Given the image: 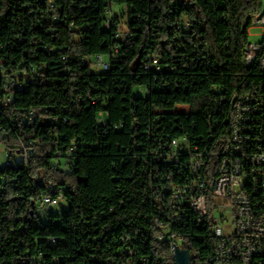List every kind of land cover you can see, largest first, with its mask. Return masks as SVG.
Listing matches in <instances>:
<instances>
[{
	"label": "trees",
	"instance_id": "1",
	"mask_svg": "<svg viewBox=\"0 0 264 264\" xmlns=\"http://www.w3.org/2000/svg\"><path fill=\"white\" fill-rule=\"evenodd\" d=\"M263 8L264 0H0V144L19 165L0 164V264H169L159 223L172 222L167 188L187 176L160 155L173 140L212 153L214 181L232 96L264 93V77L243 63ZM122 14L133 39H115ZM116 48L110 71L93 72L87 62ZM152 58L159 69H146ZM24 71L28 88L19 90L11 83ZM23 146L34 149L28 164ZM52 190L67 206L44 220ZM191 240L212 256L209 239L208 248Z\"/></svg>",
	"mask_w": 264,
	"mask_h": 264
},
{
	"label": "built area",
	"instance_id": "2",
	"mask_svg": "<svg viewBox=\"0 0 264 264\" xmlns=\"http://www.w3.org/2000/svg\"><path fill=\"white\" fill-rule=\"evenodd\" d=\"M252 27L261 29V40L246 45L243 63L248 72L264 77V9L252 18L250 29ZM189 28L190 24L186 23L185 29ZM122 38L133 39L134 35L128 30L124 33L118 31L115 39ZM117 53L116 48L113 56H97L93 64L87 63L98 66L100 73H107ZM159 63L158 58H152L146 69H159ZM29 79V73L24 71L16 74L11 85L19 90L28 88ZM141 92L148 95L146 88ZM10 102L8 99L7 103ZM231 102L234 113L230 143L212 183L206 174L209 161L214 157L212 153H192L184 140H173L160 155L162 161L179 165L187 176L184 183L167 188L171 194L168 207L172 222L159 223L157 239L168 247L169 264L176 261V247L190 253L191 264H264V93H236ZM184 112L188 113L189 108ZM106 116L103 112L99 114L100 129L107 125ZM74 150L69 149L66 156L71 157ZM33 153L34 149L23 146L25 164ZM183 153H188V156L184 157ZM2 154L3 162L18 168L19 165L5 150ZM64 169L69 172L70 164H66ZM246 192H253V200H246ZM63 206H67L63 192L52 190L44 197L41 212L45 215L60 214ZM173 225L197 228L204 234L182 235L173 230ZM193 235L196 242L205 244L206 248L209 247L208 239L211 241V257H202V250L193 248Z\"/></svg>",
	"mask_w": 264,
	"mask_h": 264
},
{
	"label": "rangeland",
	"instance_id": "3",
	"mask_svg": "<svg viewBox=\"0 0 264 264\" xmlns=\"http://www.w3.org/2000/svg\"><path fill=\"white\" fill-rule=\"evenodd\" d=\"M264 9V8H263ZM116 12V11H115ZM121 18V26H120V30L124 33L127 31L128 29V25H127V16L126 15H121L120 16ZM249 42L250 43H258L260 42V37L259 35L261 34V29L259 28H256V27H252L249 31ZM92 71L95 72V73H100L101 70L98 66H92ZM135 94L138 95V91L135 90ZM179 110L178 111H184L186 109H188L187 107L186 108H182V107H179L178 108ZM4 151V148L3 146L0 144V164H2L4 166V164H6L4 161V154H2ZM64 207V206H63ZM41 214V217L44 219V220H47V218L45 217V214L42 212H40Z\"/></svg>",
	"mask_w": 264,
	"mask_h": 264
},
{
	"label": "water",
	"instance_id": "4",
	"mask_svg": "<svg viewBox=\"0 0 264 264\" xmlns=\"http://www.w3.org/2000/svg\"><path fill=\"white\" fill-rule=\"evenodd\" d=\"M176 262L177 264H191V257L188 251L178 250L176 247Z\"/></svg>",
	"mask_w": 264,
	"mask_h": 264
},
{
	"label": "bare ground",
	"instance_id": "5",
	"mask_svg": "<svg viewBox=\"0 0 264 264\" xmlns=\"http://www.w3.org/2000/svg\"><path fill=\"white\" fill-rule=\"evenodd\" d=\"M6 166H8V164H6ZM246 200H253V192H246ZM174 264H177V262L174 261Z\"/></svg>",
	"mask_w": 264,
	"mask_h": 264
}]
</instances>
